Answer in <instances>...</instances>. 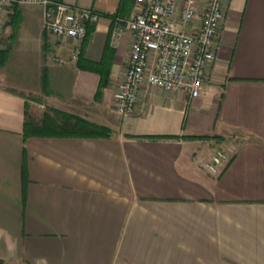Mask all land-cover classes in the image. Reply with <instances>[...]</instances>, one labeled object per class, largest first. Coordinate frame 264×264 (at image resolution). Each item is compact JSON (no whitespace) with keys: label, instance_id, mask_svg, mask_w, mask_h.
I'll use <instances>...</instances> for the list:
<instances>
[{"label":"crops","instance_id":"crops-1","mask_svg":"<svg viewBox=\"0 0 264 264\" xmlns=\"http://www.w3.org/2000/svg\"><path fill=\"white\" fill-rule=\"evenodd\" d=\"M64 1L101 14L89 26L81 60L108 56L111 83L97 100L99 73L52 60L70 46L47 33L39 4L17 3L4 14L5 264H264V0H229L199 97L144 84L127 115L117 110L115 93L134 37L113 30L115 19L134 14L136 0ZM51 109L113 133L37 135ZM193 135L221 139L186 137ZM217 147L231 158L213 174L204 163Z\"/></svg>","mask_w":264,"mask_h":264},{"label":"built area","instance_id":"built-area-1","mask_svg":"<svg viewBox=\"0 0 264 264\" xmlns=\"http://www.w3.org/2000/svg\"><path fill=\"white\" fill-rule=\"evenodd\" d=\"M39 4L47 33L70 46L67 55L56 52L52 60L77 63L88 28L101 14L64 0H0V44L4 14L14 4ZM229 0H136L129 18L115 19L113 35L134 37L128 67L117 83L115 104L124 114L133 113L144 84L166 92H186L199 97L217 59L220 31ZM230 150L217 147L204 167L217 174L230 160Z\"/></svg>","mask_w":264,"mask_h":264},{"label":"trees","instance_id":"trees-1","mask_svg":"<svg viewBox=\"0 0 264 264\" xmlns=\"http://www.w3.org/2000/svg\"><path fill=\"white\" fill-rule=\"evenodd\" d=\"M112 16V15H111ZM117 15H113V19ZM88 33H90V27L88 28ZM110 52V51H109ZM108 57V56H107ZM101 62H83L81 58L78 61L79 67L83 69H89L100 74L99 88L96 94V99H100L103 95L104 89L110 85V64L108 58ZM46 80V79H45ZM52 113L45 112L43 117V123L41 126L36 128L35 133L37 135H58V136H87V137H106L113 133V130L106 126L95 122H92L86 118L79 115L60 111L58 109H51ZM150 137H159L153 136ZM170 137V136H166ZM175 137V136H171ZM191 138H203L221 139L219 136H209V135H193L186 136Z\"/></svg>","mask_w":264,"mask_h":264},{"label":"rangeland","instance_id":"rangeland-1","mask_svg":"<svg viewBox=\"0 0 264 264\" xmlns=\"http://www.w3.org/2000/svg\"><path fill=\"white\" fill-rule=\"evenodd\" d=\"M40 104H38V107L40 108V112H42L41 110H44L45 109V107H46V104H45V107H42L41 106V104H43L44 105V103H46V102H44V101H41V102H39ZM63 110V109H62ZM86 113V112H85ZM86 115H87V113H86Z\"/></svg>","mask_w":264,"mask_h":264},{"label":"water","instance_id":"water-1","mask_svg":"<svg viewBox=\"0 0 264 264\" xmlns=\"http://www.w3.org/2000/svg\"><path fill=\"white\" fill-rule=\"evenodd\" d=\"M0 264H5V259L0 256Z\"/></svg>","mask_w":264,"mask_h":264}]
</instances>
